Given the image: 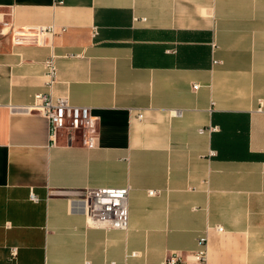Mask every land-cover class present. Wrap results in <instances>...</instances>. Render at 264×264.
<instances>
[{"label":"crops","instance_id":"0c3cea01","mask_svg":"<svg viewBox=\"0 0 264 264\" xmlns=\"http://www.w3.org/2000/svg\"><path fill=\"white\" fill-rule=\"evenodd\" d=\"M38 92L95 147L52 144ZM123 186L127 228L92 224L85 189ZM204 234L205 264H264V0H0V264H196Z\"/></svg>","mask_w":264,"mask_h":264},{"label":"built area","instance_id":"2783aa9c","mask_svg":"<svg viewBox=\"0 0 264 264\" xmlns=\"http://www.w3.org/2000/svg\"><path fill=\"white\" fill-rule=\"evenodd\" d=\"M36 33H43V27H36ZM27 33L15 32L14 43H21L30 39ZM48 86L56 81V66L53 57L45 61ZM196 87V85H195ZM27 110H35L45 116L49 125V137L51 143L56 142V136L61 130H65L70 139L73 130L78 131L80 143L87 148H94L98 136V118L92 114L88 106L72 105L66 97L54 98L49 92L34 94L31 104L25 106ZM139 117L142 114L138 115ZM212 129V127H209ZM200 132L204 129L200 128ZM128 195L129 186L123 187H91L84 191L81 198L85 214L90 222L97 226L115 229H126L128 226ZM33 200L37 198L30 194ZM221 229V227H219ZM197 250L194 253L196 264H205L207 255V236L201 235L197 239ZM16 248L11 249L14 255ZM135 255V253H133ZM110 264H115L111 262ZM162 264H187L177 253L166 257Z\"/></svg>","mask_w":264,"mask_h":264}]
</instances>
